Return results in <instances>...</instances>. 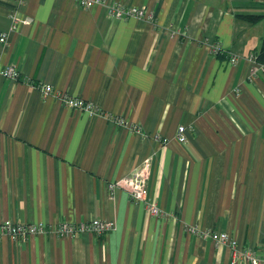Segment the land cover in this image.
Returning <instances> with one entry per match:
<instances>
[{
  "label": "crops",
  "instance_id": "0c3cea01",
  "mask_svg": "<svg viewBox=\"0 0 264 264\" xmlns=\"http://www.w3.org/2000/svg\"><path fill=\"white\" fill-rule=\"evenodd\" d=\"M108 1L154 18L113 19L76 0H0V69L21 72L0 74V222L114 223L104 234L4 237L0 264H233L226 244L187 225L226 232L240 247L264 242V71L248 59L264 38V0ZM39 84L141 130L72 109ZM180 125L192 127L184 143ZM146 159L161 216L125 184Z\"/></svg>",
  "mask_w": 264,
  "mask_h": 264
},
{
  "label": "built area",
  "instance_id": "2783aa9c",
  "mask_svg": "<svg viewBox=\"0 0 264 264\" xmlns=\"http://www.w3.org/2000/svg\"><path fill=\"white\" fill-rule=\"evenodd\" d=\"M79 6L83 8H90L95 5L106 6L108 15L113 19H122L127 17H148L154 18V13L148 11L144 6L126 5L120 2H110L108 0H76ZM11 19L13 21L12 29L18 27L21 19L18 18L17 13H11ZM7 34L3 32L0 34V42L7 43ZM222 50L219 47L214 49V52L220 53ZM229 63L236 64L239 61V55L230 54L227 56ZM248 59L253 65L261 67L264 71V63L260 62L255 52L251 53ZM255 67L252 68V75L255 74ZM0 74L4 77L17 79L21 76L20 70L15 65H8L0 69ZM44 96H52L64 105L69 106L72 109L85 111L90 115L106 114L102 107L96 104L94 101L85 99L81 96L72 95L58 89H55L51 84H39L36 86ZM239 93V89L235 90ZM108 117L120 126L130 128L132 130L140 131V127L131 121H128L122 116L107 113ZM192 130L191 126L180 125L177 129L176 139L180 143H184L187 140V133ZM153 138L163 144H167L169 137L157 132L153 135ZM150 159L145 160V166L137 171L131 179H127L125 184L130 198L133 201L142 202L145 209L152 215L161 216L164 215L157 203L153 202L149 196L148 186L146 183L145 169L148 166ZM113 187V185H111ZM114 228V223L108 220L93 219L89 223L73 224L69 222H61L54 226H45L43 223H14L10 220L0 222V239L7 237L14 242L26 241L33 235L39 233L54 232L60 235L75 236L77 233L85 231H93L97 234H104ZM187 230L193 233L201 234L206 237H210L218 245L220 243L226 244L229 247L232 263H236L239 260H243L250 264H264V242L258 247L253 248L251 246L240 247L237 240L226 232H220L215 230H200L195 225H187Z\"/></svg>",
  "mask_w": 264,
  "mask_h": 264
},
{
  "label": "trees",
  "instance_id": "16d2710c",
  "mask_svg": "<svg viewBox=\"0 0 264 264\" xmlns=\"http://www.w3.org/2000/svg\"><path fill=\"white\" fill-rule=\"evenodd\" d=\"M261 17H263V15H253V14H251V15L245 16L246 19H248V20H250L252 22H256V21L260 20ZM255 54H256L257 59L260 62L264 63V38L262 40L261 47L259 48L258 51L255 52Z\"/></svg>",
  "mask_w": 264,
  "mask_h": 264
}]
</instances>
